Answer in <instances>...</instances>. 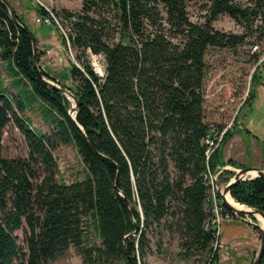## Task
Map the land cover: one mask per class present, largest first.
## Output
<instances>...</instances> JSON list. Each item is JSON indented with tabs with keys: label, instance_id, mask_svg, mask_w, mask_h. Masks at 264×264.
Masks as SVG:
<instances>
[{
	"label": "trees",
	"instance_id": "obj_1",
	"mask_svg": "<svg viewBox=\"0 0 264 264\" xmlns=\"http://www.w3.org/2000/svg\"><path fill=\"white\" fill-rule=\"evenodd\" d=\"M205 1L203 24L190 21L186 0H84L80 12H56L70 29L81 66L71 64L72 84L61 86L78 102L74 119L68 113L72 102L35 69L34 57L45 78H54L40 65L28 23L12 8L15 21L0 1V58L11 80L7 85L0 70V264H49L71 247L83 264H145L153 247L165 251L166 236L178 239L184 260L219 264L204 176L226 164L222 146L207 159L204 139L226 127L205 121L206 55L244 42V36L214 29L220 16L246 32L256 27L264 38V0ZM36 13L48 14L43 6ZM61 43L66 47L63 36ZM87 52L104 57V77L95 73ZM258 70L244 103L250 109ZM36 104L50 134L37 133L24 117ZM10 122L25 138L27 159L2 157ZM230 136L228 131L224 140ZM61 145L75 146L83 180L58 181L54 151ZM231 196L264 212V179L233 186ZM136 226L140 234L126 241ZM19 231L27 253L18 244Z\"/></svg>",
	"mask_w": 264,
	"mask_h": 264
},
{
	"label": "rangeland",
	"instance_id": "obj_2",
	"mask_svg": "<svg viewBox=\"0 0 264 264\" xmlns=\"http://www.w3.org/2000/svg\"><path fill=\"white\" fill-rule=\"evenodd\" d=\"M7 1L12 8L20 10L17 0H14L15 5ZM83 2L84 0H22V5L25 8L27 5H32L35 13L36 8L44 6L56 15V12L62 9L80 12ZM186 5L190 21L199 24L207 21L208 5L205 0H186ZM159 9L163 12V6L160 5ZM32 20L29 18L26 21L36 39L41 35L49 37V32H54L52 26L37 25L36 18L33 16ZM213 27L222 33L244 36L243 44L237 48H211L206 55L208 68L205 79V121L208 124L229 128L231 135L221 143V150L226 152L227 161L224 163L226 166L218 167L215 172V185L219 188L232 180L240 169L264 168V38H261L260 32L255 31L256 27H249L246 32L244 26L237 24L228 16H220L213 23ZM60 36L62 37L61 34ZM42 47L43 50L53 49L54 51V54L44 56L43 51L37 47L41 55V67L49 64L53 67L47 69L48 72L53 73L54 78L50 80L60 87L71 85V64L80 65L77 61V51L72 49L71 54L67 47L59 49L50 41L48 45L45 43ZM87 55L95 73L99 76V73L105 71L104 57L94 59L89 52ZM255 57H257L256 60ZM95 60L96 64H94ZM257 60L259 62L256 64ZM256 65L259 70L255 78V100L250 109L244 103L252 87L251 77ZM53 69L57 72L52 71ZM0 70L5 83L10 85L11 80L5 72L1 58ZM11 91L14 96L17 95L15 89L12 88ZM71 102L74 105L72 100ZM24 117L28 119L37 133H51L52 127L43 120L39 104L26 109ZM235 134L237 136L232 140ZM1 146L2 157L5 159H27L29 157V148L25 138L13 122H10L4 129ZM54 156L59 166L58 181L71 184L85 178V167L74 145H61L54 151ZM230 161L232 164L229 163ZM217 200L219 204L222 203L218 195ZM227 224L231 227L230 230L225 231L224 226ZM263 225L262 219L253 216L235 215L231 220L223 221L219 231V240L214 243V248L219 249V264H253L260 247L261 231L259 229L263 228ZM257 227L259 229H256ZM225 234H228L227 237ZM16 236L19 246L24 249V253H27L24 232L19 231ZM155 241L156 238L153 239V242ZM178 246L176 237L166 236L165 251L159 254L153 247L154 253L148 256L145 264H193V260L186 261L182 258ZM200 259L205 262L207 258L204 256ZM49 264H83V259L76 249L71 247L64 258Z\"/></svg>",
	"mask_w": 264,
	"mask_h": 264
},
{
	"label": "water",
	"instance_id": "obj_3",
	"mask_svg": "<svg viewBox=\"0 0 264 264\" xmlns=\"http://www.w3.org/2000/svg\"><path fill=\"white\" fill-rule=\"evenodd\" d=\"M0 1H2L8 7L12 18L15 21H17L16 16H15L13 10H12L11 5L6 0H0ZM27 32L30 35V37L32 38V40H33L34 51H36L37 44H36V42L34 40V36H33L31 31H27ZM34 66H35V69H36L38 75L42 79H44V81L51 88L57 89L62 94H64L68 98L69 101L72 100L74 102V105H72L71 109L68 112L69 115L74 119L76 117V114H77L78 102H77L76 98L73 96V94L71 92H69L67 89H64V88L60 87L59 85H57L56 83H54L50 79L45 78V76L42 73V70L40 69V66L38 64V61H37L36 57H34ZM252 172H255L256 175L248 177ZM258 177L264 179V168L263 167L240 169V170H238V172L236 173V175L234 176V178L232 180H230L228 183L222 185L219 188L217 186H215V189H216V193L218 194L219 198L221 199L222 204L227 209H229L232 213H234L236 215L246 216V217L254 216V217L262 219L263 222H264V212L263 211H261L259 209H253V208H250L248 206H245V205H242V204H239V203H238L239 205L246 207V209L238 210V209L234 208L227 201V196H231V190H232L233 186H235V185H237V184H239V183H241L243 181L253 180V179L258 178ZM121 196H123V195L121 194ZM127 204H128V208H129L131 217L133 219V214H132L130 203L127 202ZM260 230L262 232L261 241H260V247H259L258 253L256 255V258H255L253 264H261L262 260H263V257H264V225H263V228H261ZM139 234H140V227L136 226V229H135L134 233L132 235L126 237V241H128L130 237L138 236Z\"/></svg>",
	"mask_w": 264,
	"mask_h": 264
},
{
	"label": "built area",
	"instance_id": "obj_4",
	"mask_svg": "<svg viewBox=\"0 0 264 264\" xmlns=\"http://www.w3.org/2000/svg\"><path fill=\"white\" fill-rule=\"evenodd\" d=\"M44 7V6H43ZM45 9L47 10L48 14L47 15H41L40 17L37 16L35 23L37 25H46V26H54L56 27V29L58 30L59 34H61L67 41V49L70 51V53L72 54V48L68 39V33L70 31L69 27L64 25V23L62 22V20L60 18H58L52 11H50L49 9H47L45 7ZM75 18L71 19V24L73 22H75ZM90 53V52H89ZM73 56V55H72ZM93 58L95 59V57H100V56H94L92 54ZM76 63V62H75ZM94 64H96V60L94 62ZM76 65L78 67L81 68V66L79 64L76 63ZM105 75V71H103V73H99L100 77H104ZM229 128H225L224 131H222L221 133L218 130H214L212 129L209 134L207 135V137L204 139V145H206L207 147V152H206V156L207 159L209 160L210 157L215 153V151L221 146V143L223 142L226 133L228 132ZM215 176L216 174L214 172H212L210 169L207 170L204 179L206 181V184L211 188L210 191V197H209V203H210V207H211V213H212V220L211 223L217 227V237L220 236V229H221V225L222 222L225 220H231L236 214H231L228 213L224 208L225 206L220 203L217 200V193H216V189H215ZM239 216V215H236Z\"/></svg>",
	"mask_w": 264,
	"mask_h": 264
},
{
	"label": "crops",
	"instance_id": "obj_5",
	"mask_svg": "<svg viewBox=\"0 0 264 264\" xmlns=\"http://www.w3.org/2000/svg\"><path fill=\"white\" fill-rule=\"evenodd\" d=\"M10 3H12L13 5L14 4V0H9ZM26 2V1H25ZM17 5L20 7V10L16 8V11L25 19V21L29 18H31L32 20V16L36 18L37 14L34 12L35 11V8H32V5H27L26 8L22 5V0H17ZM17 7V6H16ZM34 9V10H33ZM33 21V20H32ZM27 22V21H26ZM54 28V32H49V37H46L45 36H39L37 37V47L39 48V50L41 49L43 51V54L44 56H50L52 54H54V51L53 49H45L43 50V47L42 46H45V43L48 45L49 44V41L54 44L56 47H58L59 49H64V45L61 43V36L60 34L58 33V31L55 29L54 26H52ZM60 62H61V59H60ZM58 64V63H56ZM61 64V63H59ZM58 64V65H59ZM40 65H41V62H40ZM52 65L49 64V65H45V66H42V68L47 72L49 73L51 76L53 75V73L51 71L48 72L47 69H49V67H51ZM53 68V67H51ZM56 69H59V67H56ZM52 71H55L57 72V70H52ZM53 77V76H52ZM237 136V134H235L233 136V139H235V137ZM224 151V150H223ZM227 161V155H226V152H222V162L223 163H226ZM230 224H227L224 226V230L227 231V230H230ZM228 234H225V237H227Z\"/></svg>",
	"mask_w": 264,
	"mask_h": 264
},
{
	"label": "bare ground",
	"instance_id": "obj_6",
	"mask_svg": "<svg viewBox=\"0 0 264 264\" xmlns=\"http://www.w3.org/2000/svg\"><path fill=\"white\" fill-rule=\"evenodd\" d=\"M55 83V82H54ZM256 175V173L255 172H252L248 177H250V176H255ZM233 198H231L230 196H227V201L234 207V208H236V209H238V210H241V209H246V207H244V206H241V205H239L238 203H235L234 202V199L232 200Z\"/></svg>",
	"mask_w": 264,
	"mask_h": 264
}]
</instances>
